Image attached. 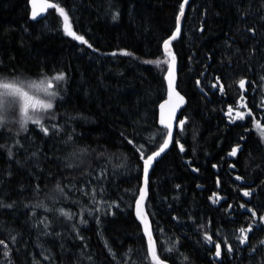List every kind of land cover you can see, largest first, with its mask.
Returning a JSON list of instances; mask_svg holds the SVG:
<instances>
[{
    "label": "trees",
    "instance_id": "trees-1",
    "mask_svg": "<svg viewBox=\"0 0 264 264\" xmlns=\"http://www.w3.org/2000/svg\"><path fill=\"white\" fill-rule=\"evenodd\" d=\"M51 1L85 43L54 8L31 20L28 0H0V82L35 83L53 104L31 113L47 135L21 128L18 104L0 126V264H153L133 209L143 160L166 136L162 43L183 0ZM172 49L186 105L149 175L157 255L264 264V0H190Z\"/></svg>",
    "mask_w": 264,
    "mask_h": 264
},
{
    "label": "snow or ice",
    "instance_id": "snow-or-ice-1",
    "mask_svg": "<svg viewBox=\"0 0 264 264\" xmlns=\"http://www.w3.org/2000/svg\"><path fill=\"white\" fill-rule=\"evenodd\" d=\"M32 6H33V11H32V18L35 19L40 12H43L44 10L48 8H54L61 17H63L64 21V31L66 35L72 36L73 39L79 40L81 43H85L84 39L82 36L76 35L72 29L71 26L68 22V16L65 13L64 9L62 7H59L56 3H48L46 0H31ZM187 3V0H184V3L180 5V12L177 17V29L176 33H174L171 37L172 40L176 39V35L180 31L179 27V20L180 17L183 16L184 13V6ZM169 44L170 40H166L164 42V47L166 52L171 55V52L169 50ZM124 55H128L129 53H122ZM145 63H155L159 65L161 61H145ZM164 63H167V61H164ZM174 73H175V57L172 56V62L168 63V74L166 76V79L169 81V92L170 96L171 95H176V98L180 101L183 102V97H180L178 94L174 92L173 84H174ZM55 80L59 81L64 79L63 74L57 75ZM199 83V82H198ZM219 83V81H217ZM239 86L241 89L245 87V81L241 80L239 82ZM48 88L52 87V84L49 83L47 85ZM213 87H216V85H213ZM38 88V85L35 83L25 85L23 83H17V82H0V126L5 123V117L4 114L7 113L9 110L14 109L15 106L18 104L19 105V123L21 128H24L25 125L29 122L36 124L41 127V131L44 132L45 135L48 134L47 128L43 127L41 119L39 117H34L31 115V113H36V112H41V111H47L52 109L53 104L49 102H44L40 100L39 98H36L35 96L30 94L29 90H35ZM221 91H223V87L221 86ZM48 95H55V93H48ZM242 99V98H241ZM241 107H244L243 104L240 105ZM163 108V105L161 106ZM176 107H179V105H176ZM232 113V108H229L228 110V115H231ZM174 115V109L173 113ZM250 114V113H249ZM236 118L243 119L244 114L237 112L236 113ZM181 125L184 123L183 121L180 122ZM161 124L168 129L167 132V139L164 140L163 145L160 147L159 151L153 153L152 155L148 156L147 159L144 160L145 164V183H147V173H148V168L150 167L151 162L158 157L162 152L165 151V149L168 147V144L172 138V131L170 125L165 121L163 115L161 118ZM257 128L259 129L260 133L262 136H264V128H262L259 124H257ZM131 143V141H129ZM237 148H233L232 151L229 153V155H235L237 152ZM181 151H183V148H181ZM143 158V157H142ZM146 195V190L141 189V195L139 200H137V217L141 219L142 223H145V236L148 238V252L151 255V259L153 261V264H161V261L159 260L156 252L155 245L152 240V234L151 231L149 230L146 220L147 218L143 216L142 212V205H143V199L144 196ZM245 196H248L249 193L245 192ZM3 206V205H0ZM8 207H11V205H8ZM241 207H245L243 204ZM249 212H252V216L255 217L256 213L252 209H248ZM62 215H67L65 212H61ZM261 221H264V217H260ZM241 237H240V243L243 244L245 243L247 236H246V230L241 229ZM247 231H251V226L247 229ZM209 243L212 242L211 237H205ZM3 241H0V244H3ZM107 246V245H106ZM6 247V246H5ZM171 250V249H170ZM229 251H231V248H229ZM221 254V248L219 244H216V255L220 256ZM5 256L8 255L7 252L4 253Z\"/></svg>",
    "mask_w": 264,
    "mask_h": 264
},
{
    "label": "water",
    "instance_id": "water-1",
    "mask_svg": "<svg viewBox=\"0 0 264 264\" xmlns=\"http://www.w3.org/2000/svg\"><path fill=\"white\" fill-rule=\"evenodd\" d=\"M190 0H187V3L185 4L184 6V12H185V9L187 7V4ZM46 2L48 3H53L51 0H46ZM184 3V0L183 2ZM28 4H29V17L31 20H39V19H42L44 16H46V14L48 13V11L51 9V8H48L46 10H44L43 12H40L39 15L33 19L32 18V11H33V6H32V3H31V0H28ZM179 15V14H178ZM178 17V16H177ZM183 19H184V13H183V16L180 17V20H179V27H180V31L179 33L176 35V39L172 40L171 37L174 33H176V29H177V19H176V28L175 30L173 31V33L166 39V40H170V44H169V50L171 52V55H169L166 50H165V47H164V41L162 43V51H163V54L165 56L168 57V63H171L172 62V56L175 57V54L173 52V49H172V44L179 38L180 36V33H181V28H182V25H183ZM168 74V68H167V71H166V74L164 76V79H165V84H166V90H167V93H166V98L158 105V109H157V125L162 128V129H165L166 130V136H165V139H167V132H168V129L165 128L162 124H161V118H162V115L165 119V121L170 125L171 127V131H172V138L168 144V147L165 149L164 152H162L158 157H156L150 164V167L148 168V173H147V183H145V171H144V168H145V164H144V160L147 159L148 156L152 155L153 153L159 151L160 147L163 145V143L160 145V147L158 149H156L154 152L150 153L144 160H143V167H142V180H141V185H140V188H139V191H138V195H137V198L134 202V216L136 218V220L140 223L141 225V229H142V232L145 236V223H142L141 222V219H139L137 217V200H139L140 198V195H141V189H145L146 190V195L144 196V199H143V205H142V212H143V216L147 218L146 220V224L149 228V230L151 231V234H152V240H153V243L155 245V248H156V244H155V241H154V237H153V233H152V228H151V223H150V219H149V216L147 214V211H146V202H147V199H148V181H149V175H150V172H151V169L154 165L155 162H157L165 153L166 151L169 149L170 145L172 144L173 140H174V137H175V131H176V128L178 126V115L180 113V111L183 109V107L186 105V99L184 96H182L176 89V82H177V74H176V57H175V73H174V84H173V88H174V92L176 94H178L180 97H183V102H180L177 98H176V95H171L170 96V92H169V81L166 79V76ZM163 105V108L161 107ZM176 105H179V107H176ZM173 109H174V115L172 114L173 113ZM164 139V140H165ZM164 142V141H163ZM145 239H146V245H147V251H148V238L145 236ZM148 255L151 259V255L149 254L148 252ZM158 256V255H157ZM159 258V256H158ZM152 260V259H151ZM159 260L161 261V264H170L169 262L165 261V260H162L161 258H159Z\"/></svg>",
    "mask_w": 264,
    "mask_h": 264
},
{
    "label": "rangeland",
    "instance_id": "rangeland-1",
    "mask_svg": "<svg viewBox=\"0 0 264 264\" xmlns=\"http://www.w3.org/2000/svg\"><path fill=\"white\" fill-rule=\"evenodd\" d=\"M49 83H51V84H52V82H51V81H49ZM49 83H48V84H49ZM45 91H46V92H50L49 88H46V89H45Z\"/></svg>",
    "mask_w": 264,
    "mask_h": 264
},
{
    "label": "bare ground",
    "instance_id": "bare-ground-1",
    "mask_svg": "<svg viewBox=\"0 0 264 264\" xmlns=\"http://www.w3.org/2000/svg\"><path fill=\"white\" fill-rule=\"evenodd\" d=\"M182 2H183V1H182ZM188 3H189V2H188ZM187 5H188V4H187ZM185 11H186V9H185ZM184 16H185V12H184ZM183 22H184V19H183ZM181 29H182V28H181ZM52 86H53V84H52ZM184 107H185V106H184ZM184 107H183V108H184ZM181 111H182V110H181ZM181 111H180V112H181ZM138 191H139V190H138Z\"/></svg>",
    "mask_w": 264,
    "mask_h": 264
}]
</instances>
